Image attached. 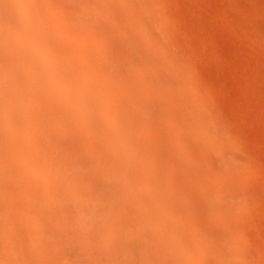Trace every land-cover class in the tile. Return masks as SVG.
Wrapping results in <instances>:
<instances>
[{
    "label": "clouds",
    "instance_id": "9594fccd",
    "mask_svg": "<svg viewBox=\"0 0 264 264\" xmlns=\"http://www.w3.org/2000/svg\"><path fill=\"white\" fill-rule=\"evenodd\" d=\"M186 0H0V264H264V159L182 44Z\"/></svg>",
    "mask_w": 264,
    "mask_h": 264
},
{
    "label": "bare ground",
    "instance_id": "6f19581e",
    "mask_svg": "<svg viewBox=\"0 0 264 264\" xmlns=\"http://www.w3.org/2000/svg\"><path fill=\"white\" fill-rule=\"evenodd\" d=\"M186 3L190 8V17L185 27V37L181 42L186 48L195 50L197 55L200 56L202 82L207 91L214 96L217 110L227 119L239 120L230 116L228 105L224 100L226 96L222 95L223 91L221 89L219 91V87L217 88L211 83L208 73H205L207 71L205 65L207 60H209V56L207 57L208 54L204 50L208 49L209 52L211 51L217 55L211 26H218L245 41L241 49L250 59V66L254 72L252 77L262 85L260 89V94L263 96L261 101L262 111L256 121L264 124V0H216L219 14L216 18H207V0H186ZM189 22L192 23V26ZM194 27H199L198 29H200L202 34L201 40H197L200 37H196L194 40V37L200 34V31ZM194 29L198 33L192 37L195 34ZM195 41H202L199 43L201 48L196 45ZM244 119L245 115L242 121ZM244 135L248 144L245 131ZM248 146L258 157L264 159V154L261 151L252 148L249 144ZM258 227L261 230V234L264 235V220L258 222Z\"/></svg>",
    "mask_w": 264,
    "mask_h": 264
},
{
    "label": "rangeland",
    "instance_id": "374dc122",
    "mask_svg": "<svg viewBox=\"0 0 264 264\" xmlns=\"http://www.w3.org/2000/svg\"><path fill=\"white\" fill-rule=\"evenodd\" d=\"M216 4V0H207V18L218 17V6ZM189 23L192 26V23ZM198 28L195 29L200 31ZM211 29L215 39L217 55L211 51L209 52L208 49L204 50L208 54L207 57L209 56V60L205 65L208 72L205 71V73L210 76L208 78L211 83L215 87H219V91L220 89L223 91L222 95L226 96L224 100L228 105L230 116L233 119L238 118L242 121L245 115L243 122L248 144L264 154V124L256 121L262 111L261 101L263 96L260 94L262 85L252 77L254 72L250 66V59L241 49L245 41L218 26H211ZM197 30H195L192 37L198 33ZM200 34H197L194 40L196 37H200L197 40H201L202 34ZM201 42H196L199 48H201V44H199Z\"/></svg>",
    "mask_w": 264,
    "mask_h": 264
}]
</instances>
